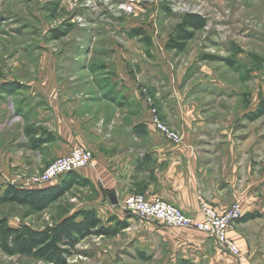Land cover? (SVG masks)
I'll use <instances>...</instances> for the list:
<instances>
[{"label": "rangeland", "instance_id": "obj_1", "mask_svg": "<svg viewBox=\"0 0 264 264\" xmlns=\"http://www.w3.org/2000/svg\"><path fill=\"white\" fill-rule=\"evenodd\" d=\"M186 14L203 17L206 26L194 33L184 52L166 50L165 44L175 36ZM135 29L142 30L144 39L130 35ZM128 40L140 44L141 52L130 49ZM108 45L125 47L133 57L144 54L154 60V52H158V57L167 59L168 72L158 65V100L154 80L149 75L140 79L139 93L148 114L150 105L160 120L161 109L169 113L178 104L202 111V117L213 123L204 138L211 141V135L224 136L235 143L240 153L237 165L248 185V195H252L247 202L253 200L252 204L264 207V115L257 114L264 102V0H0V85L11 83V77L32 75L37 64L50 56L52 71L64 76L63 87L70 85L76 92L91 96L111 84L113 67L106 65L114 50L107 49ZM133 65L127 68L136 74ZM78 80L80 85L75 83ZM46 167L34 173L0 168V196L9 185L5 181L35 176ZM94 196L88 182L75 183L41 212L0 204V221L9 228L49 229L78 211L96 210ZM116 207L131 233L140 222L157 223L122 211V204ZM110 219L113 222L115 217ZM116 235L80 240L67 264H181L178 256L162 245L155 248L152 242L153 246L139 247L128 242V231L118 230ZM0 264L45 263L8 256L0 248Z\"/></svg>", "mask_w": 264, "mask_h": 264}, {"label": "crops", "instance_id": "obj_2", "mask_svg": "<svg viewBox=\"0 0 264 264\" xmlns=\"http://www.w3.org/2000/svg\"><path fill=\"white\" fill-rule=\"evenodd\" d=\"M126 45L136 52L141 50L134 40ZM124 48L107 46L114 50L106 65L113 67L111 84L91 96L76 92L70 85L63 87L64 76L52 71L50 56L37 64V72L32 75L11 77V82L24 88L0 92V168L34 173L75 147L87 149L92 155L90 164L77 174L90 184L95 194L93 204L105 226L124 221L116 205L111 204L110 194L115 195L117 204L132 194H141L147 200L160 198L196 220L202 218L201 200L218 214L239 202L244 216L257 217L237 221L229 233L240 250L238 257L226 253L207 234L160 222H140L134 227L136 232L124 228L123 233L128 231V242L139 247L153 246L152 242L155 248L162 245L181 262L264 264V213L260 212L264 207L252 204L253 200L247 202L252 195H248V185L237 165L240 153L235 143L212 135L211 141H206L204 136L213 123L194 106L182 104L169 113L160 110L161 120L181 136V142L176 144L160 135L150 123L139 87L141 77L149 75L158 100V65L168 72L167 59L158 57V52H154V60L144 54L143 58L133 57ZM131 63L136 74L127 68ZM79 81L75 83L80 85ZM155 103L158 105V101ZM214 145L218 148L213 149ZM111 216L115 217L113 222Z\"/></svg>", "mask_w": 264, "mask_h": 264}, {"label": "trees", "instance_id": "obj_3", "mask_svg": "<svg viewBox=\"0 0 264 264\" xmlns=\"http://www.w3.org/2000/svg\"><path fill=\"white\" fill-rule=\"evenodd\" d=\"M205 26L206 20L203 17L196 14L184 15L175 36L165 44V49L184 52L187 42L193 38L194 33ZM130 35L144 39L140 29L132 30ZM17 88L15 82L4 83L0 85V92L11 93ZM257 114L264 115V102L259 104ZM66 176L68 180L62 179L63 182L60 180L43 188L20 189L8 185L0 196V204H17L27 207L31 212H41L61 198L75 183H87L82 181L77 172ZM255 217L257 215L250 214L243 215L241 219ZM125 225L116 221L112 226H105L98 218L96 210L92 208L64 217L53 227L45 230H34L27 226L9 228L4 221H0V248L8 256L30 257L45 264H67V257L74 253L75 246L80 240L88 236L113 237L118 230H123ZM181 264L193 263L183 261Z\"/></svg>", "mask_w": 264, "mask_h": 264}, {"label": "built area", "instance_id": "obj_4", "mask_svg": "<svg viewBox=\"0 0 264 264\" xmlns=\"http://www.w3.org/2000/svg\"><path fill=\"white\" fill-rule=\"evenodd\" d=\"M148 103L151 101L148 99ZM150 123L155 130L167 140L180 143L181 137L165 126L158 115L157 110L150 105ZM91 161V152L75 147L69 154L55 159L40 174L28 178L15 176L9 185L20 189L43 188L58 183L63 177L72 172H78L85 168ZM122 211L135 214L140 219L155 220L167 227L192 229L207 234L215 239L222 250L231 256H240L239 248L229 237L234 224L243 216V210L239 203H233L223 214H218L204 200L200 201L201 220H196L184 214L180 209L160 198L147 200L141 194H132L122 202Z\"/></svg>", "mask_w": 264, "mask_h": 264}, {"label": "water", "instance_id": "obj_5", "mask_svg": "<svg viewBox=\"0 0 264 264\" xmlns=\"http://www.w3.org/2000/svg\"><path fill=\"white\" fill-rule=\"evenodd\" d=\"M109 198H110V202H111L112 205H114V206L117 205V200H116L114 194H110Z\"/></svg>", "mask_w": 264, "mask_h": 264}]
</instances>
